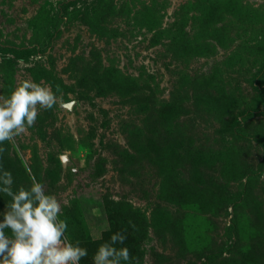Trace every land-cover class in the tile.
Returning <instances> with one entry per match:
<instances>
[{
    "label": "rangeland",
    "instance_id": "374dc122",
    "mask_svg": "<svg viewBox=\"0 0 264 264\" xmlns=\"http://www.w3.org/2000/svg\"><path fill=\"white\" fill-rule=\"evenodd\" d=\"M25 80L58 103L0 166L80 264L118 231L127 264H264V0H0V96Z\"/></svg>",
    "mask_w": 264,
    "mask_h": 264
},
{
    "label": "clouds",
    "instance_id": "9594fccd",
    "mask_svg": "<svg viewBox=\"0 0 264 264\" xmlns=\"http://www.w3.org/2000/svg\"><path fill=\"white\" fill-rule=\"evenodd\" d=\"M58 103L51 87L25 80L10 96H0V145L15 142L37 119L40 110H50ZM6 148L0 146V156ZM31 185L13 190L10 171L0 166V193L11 198L0 221V264H80L88 256L86 248L65 235L67 222L59 219L61 203L55 195L46 194L44 185L30 175ZM5 229L10 230L6 235ZM127 236L118 231L109 242L98 246L93 264H122L133 257L127 247L117 248ZM138 264V262H137Z\"/></svg>",
    "mask_w": 264,
    "mask_h": 264
}]
</instances>
